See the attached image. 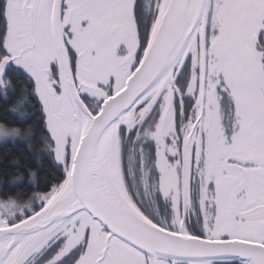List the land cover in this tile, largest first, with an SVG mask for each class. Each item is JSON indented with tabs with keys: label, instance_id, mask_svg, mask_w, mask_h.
Returning <instances> with one entry per match:
<instances>
[{
	"label": "snow or ice",
	"instance_id": "6c2138e0",
	"mask_svg": "<svg viewBox=\"0 0 264 264\" xmlns=\"http://www.w3.org/2000/svg\"><path fill=\"white\" fill-rule=\"evenodd\" d=\"M0 264H264V0H0Z\"/></svg>",
	"mask_w": 264,
	"mask_h": 264
}]
</instances>
